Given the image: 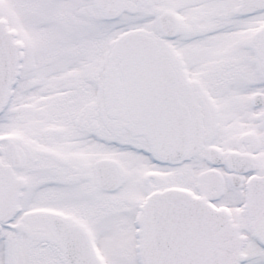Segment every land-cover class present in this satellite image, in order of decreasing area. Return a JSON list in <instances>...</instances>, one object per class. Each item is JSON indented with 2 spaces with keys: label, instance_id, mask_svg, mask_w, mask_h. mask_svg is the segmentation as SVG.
<instances>
[{
  "label": "snow or ice",
  "instance_id": "obj_1",
  "mask_svg": "<svg viewBox=\"0 0 264 264\" xmlns=\"http://www.w3.org/2000/svg\"><path fill=\"white\" fill-rule=\"evenodd\" d=\"M0 264H264V0H0Z\"/></svg>",
  "mask_w": 264,
  "mask_h": 264
}]
</instances>
